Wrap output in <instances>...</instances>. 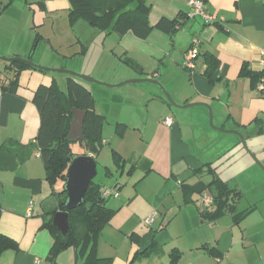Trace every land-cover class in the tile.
I'll use <instances>...</instances> for the list:
<instances>
[{
  "label": "crops",
  "instance_id": "0c3cea01",
  "mask_svg": "<svg viewBox=\"0 0 264 264\" xmlns=\"http://www.w3.org/2000/svg\"><path fill=\"white\" fill-rule=\"evenodd\" d=\"M147 1L151 4L150 25L179 13L181 25L173 33L154 28L140 39L130 31L105 34L81 21L71 24L68 0H0V54L31 59L35 47L47 40L51 49L38 53L41 64L68 67L109 82L155 78L176 102H206L218 126L252 134V150L264 161V98L249 76L264 69L259 61L264 47V0H204L209 13L223 18L214 23L189 16L188 0ZM19 24L28 35L34 32L22 43L17 42ZM192 38L199 40V53L195 68L188 70L183 66V53ZM207 55L215 58L210 77L204 73ZM126 60L137 66H129ZM13 63L0 67V233L14 240L17 248L4 250L0 264H52L48 256L54 238L44 222L50 212L60 208L58 196L52 194L45 179L36 142L40 118L32 97L39 85L62 81L51 72ZM150 84H128L123 92L104 99L130 102L134 110L143 105L146 113L136 117L135 111L128 110L124 117H116L122 121L112 123V134L103 135L102 125L103 147L112 144L111 165L104 167V174L108 167L112 175H105L110 181L100 183L102 187L119 184V195L105 201L114 213L98 236L95 254L102 260L95 264H170L173 250L180 253L176 264H236L230 256L234 239L226 244L219 235L198 233L202 218L214 221L197 204L202 191L210 190L188 192L184 187L212 179L203 163L214 159V143L208 144L207 136L195 129L208 126L206 108L180 111L177 116L156 85ZM85 87L93 94L94 109L105 122L113 112H108L106 103L98 102L103 90ZM167 115L174 120L170 126L163 122ZM178 117L184 119V126ZM134 133L139 134L137 141H126ZM113 151L123 159L118 170ZM136 169L140 174L134 176ZM152 212L155 219L147 225L143 218ZM54 261L85 264L73 246L58 252Z\"/></svg>",
  "mask_w": 264,
  "mask_h": 264
},
{
  "label": "trees",
  "instance_id": "16d2710c",
  "mask_svg": "<svg viewBox=\"0 0 264 264\" xmlns=\"http://www.w3.org/2000/svg\"><path fill=\"white\" fill-rule=\"evenodd\" d=\"M68 1V18L71 24L81 21L105 34L114 32L122 35L130 31L137 38L144 39L154 28L166 33H173L181 25L180 13L173 19L161 17L154 25H150L148 14L151 4L147 0ZM206 61L208 67L204 73L207 77H210L211 71L215 66V58L207 55ZM126 63L131 67L137 66L132 60H126ZM6 64L7 66H12L15 63ZM17 66L21 67L24 64L17 62ZM18 71L19 69H17L11 81L13 84L16 83ZM249 76L253 81L254 87L258 78L264 76V70L249 74ZM159 93L161 94V92ZM161 96L164 98L162 94ZM32 101L39 112L40 123L36 134V142L45 169V179L52 188V194L58 196V207L62 209L66 195L62 189L55 190L54 185L58 181L63 184L67 166L72 156L75 155L71 149V142L67 138L73 118L71 109L77 108L85 112L82 125V134L85 141H77H80L83 146L84 154H91L93 158L103 147L101 130L104 117L95 111V99L91 91L70 76L66 77L63 87L56 81H52L50 85H39L33 93ZM195 129L201 130L207 136L208 144L214 143L215 148L212 154L214 159H218L240 145V141H227L228 138L220 136L221 132L211 129L209 126L204 129L200 127ZM243 134L248 145V140L252 142L254 136L245 132ZM249 148L251 149L250 146ZM113 158L117 166L116 170L120 167L122 168L121 161L123 159L116 151H113ZM261 161L264 164V161ZM211 163L210 161L203 163L212 174L210 182L184 187L188 189V192L195 190L201 192L208 188L212 194L211 205L214 208L210 211L201 209V212L211 220L218 219L226 212H230L232 213L233 222L237 223L250 210V207L236 211L235 202L240 191L237 192L236 187L230 186L227 181L222 180L216 167ZM105 175H112L108 167L105 168ZM115 185L119 184H114L113 186ZM103 187L101 183L94 180L88 184L82 203L68 212L69 230L66 235H62L52 224V216L55 210L50 212V217L48 221L44 222V226L52 232L54 238L48 256L52 264H56L54 261L56 254L69 246H73L76 249L77 257L83 258L85 264H95L102 260L95 254L96 242L101 229L109 222L114 213L113 209L106 206V198L101 196ZM8 248L16 249V242L0 233V255ZM170 257V264H176L180 257L179 251L173 250L170 253Z\"/></svg>",
  "mask_w": 264,
  "mask_h": 264
},
{
  "label": "rangeland",
  "instance_id": "374dc122",
  "mask_svg": "<svg viewBox=\"0 0 264 264\" xmlns=\"http://www.w3.org/2000/svg\"><path fill=\"white\" fill-rule=\"evenodd\" d=\"M60 22V20H59ZM57 20V25H59ZM78 24L77 22L74 23ZM28 30V29H27ZM27 32L23 30L21 25H17V42L22 43L25 42L26 38L31 39L34 35V32L28 35ZM50 43L47 40H41L38 46L35 47V54H31V60L35 63L41 64L38 61V53L43 50H50ZM5 64V62L0 60V67ZM45 65V64H42ZM49 66V65H45ZM54 67V66H53ZM68 68V67H64ZM55 76L61 78L62 83H60L61 87L64 86L67 74L63 73H53ZM89 75V74H86ZM91 76V75H90ZM94 77V76H92ZM77 80L79 83L84 86H94L96 88H100L103 90V93L100 94L98 99L99 104H105V108H108V112L112 109L113 113H110L111 116H106V120L103 124L102 134L106 135L107 132L109 134L113 133V125L117 120L116 117H124L125 114L129 112L134 113L136 117H143L146 113V107L141 106L140 108L134 110L132 104L130 102L122 101L121 99H114L112 101H104V99H109L110 94L112 96L115 93L123 92L125 88H127V83L117 87H108L102 86L95 83L86 82L80 80L78 78L72 77ZM97 78V77H95ZM139 78V77H135ZM99 79V78H97ZM129 79V78H127ZM101 80V79H100ZM108 83H118L117 82H109L106 80H102ZM140 84H150V83H140ZM151 86H155L150 84ZM156 89L158 87L156 86ZM160 92V90L158 89ZM107 106V107H106ZM104 108L103 111H106ZM197 108H202V106H194L187 109H177L172 107V110L177 113V116H180L179 112L184 111L186 113L195 112ZM129 110V112H128ZM207 116H208V110ZM141 115V116H140ZM111 117H115L111 120ZM173 118V117H172ZM179 123L183 126L185 125L184 119L182 117H178ZM114 121V122H113ZM186 121V120H185ZM216 121V120H215ZM208 122V121H207ZM215 123V122H214ZM218 126V124L215 123ZM209 126V123H208ZM210 127V126H209ZM138 132V131H135ZM222 133V132H221ZM219 133V134H221ZM139 137L138 133H134V135L128 136L126 141L136 142L135 137ZM220 136L224 138H228L232 140V142H238L239 138L235 134L230 133H222ZM115 138H119L118 136H114ZM248 145L252 148L251 142L248 140ZM71 149L75 154H83L84 148L81 145L80 141L71 142ZM112 144H106L102 150L98 153V157L95 159L96 161V169L97 173L94 177V181L98 183L108 182L109 178L105 177L104 167L111 165V152ZM130 150V148H129ZM128 150V151H129ZM260 158V155L257 154ZM212 165L216 167L218 175L230 186L236 187L237 190H240V194L236 199V211L243 210L245 208H249L250 210L236 223L232 220V213L226 212L224 215L215 219L214 221L209 222L207 219L202 218L201 227L199 228L198 233L206 234L209 237H217L218 235L222 237V240H226V244H231L232 240H235L234 245H232L230 250V256L232 262L234 261L236 264H263L264 260V173L259 168L258 165L249 157L246 151L243 149L241 143L233 150L228 151L225 155H222L218 159L212 160ZM115 174V173H114ZM140 174V170L136 169L134 171V176ZM118 180H121L119 175H116ZM260 178V179H259ZM110 181V180H109ZM119 182V181H118ZM56 190H61L62 182L58 181L55 183ZM112 196L107 197L106 200L110 199ZM192 206V205H191ZM194 208V207H193ZM213 206L211 210H213ZM201 209V208H199ZM175 216V215H174ZM172 215V217H174Z\"/></svg>",
  "mask_w": 264,
  "mask_h": 264
},
{
  "label": "water",
  "instance_id": "95a60500",
  "mask_svg": "<svg viewBox=\"0 0 264 264\" xmlns=\"http://www.w3.org/2000/svg\"><path fill=\"white\" fill-rule=\"evenodd\" d=\"M0 60L6 63H13V62H19L26 64L30 67L47 71L51 73H63L67 74L70 77H75L80 80L99 84L102 86H108V87H117L121 86L127 83H151L158 87L161 94L164 96L166 101L175 108L179 109H187L194 106H203L207 108L208 110V123L210 128L217 130L222 133H230L235 134L243 147V149L246 151V153L249 155V157L255 162L256 165L259 166V168L264 173V164L262 161L255 155V153L249 148L246 142L245 135L238 129L235 128H225L221 126H217L214 123V116L212 109L209 104L202 101H194V102H188V103H178L176 102L171 94L168 92L166 87L157 79L151 78V77H139V78H129L125 79L123 81H120L118 83H108L104 82L100 79H97L95 77H92L90 75H86L80 71L71 69V68H64V67H53V66H45L42 64H38L33 62L30 58L22 57V56H6L3 54H0ZM71 112L73 113V118L70 123L69 132L67 135V138L70 142H74L77 140L85 141V138L82 134V125H83V118L85 115L84 110L72 108ZM97 173L96 169V162L95 159L91 154H75L70 159V162L67 166L66 172H65V180L62 184V191L66 195V200L64 202L63 208L58 209L54 212L52 216V224L60 231L62 235H66L69 230V224H68V212L80 205L83 201L84 193L87 189L88 184L94 180V177ZM264 264V263H263Z\"/></svg>",
  "mask_w": 264,
  "mask_h": 264
},
{
  "label": "built area",
  "instance_id": "2783aa9c",
  "mask_svg": "<svg viewBox=\"0 0 264 264\" xmlns=\"http://www.w3.org/2000/svg\"><path fill=\"white\" fill-rule=\"evenodd\" d=\"M37 2H42L44 0H36ZM188 4L191 7L189 11V16H200L205 23H214V22H221L223 18L215 17L211 13H209L204 6V0H188ZM198 44L199 40L197 38H192L190 44L186 48L183 53V66L188 70H193L195 68V58L198 54ZM260 63L264 67V47L260 49ZM264 70V69H263ZM254 89L264 98V76H260L258 80L255 82ZM3 95V89L0 85V99ZM173 118L170 115L164 117L163 122L170 126L173 124ZM119 185L115 186H104L101 189V196L102 197H117L119 195L118 192ZM212 203V195L207 190L202 191L200 197L197 200L198 206L203 210L207 209ZM156 213L152 212L145 218H143V222L147 225H151L155 219Z\"/></svg>",
  "mask_w": 264,
  "mask_h": 264
}]
</instances>
